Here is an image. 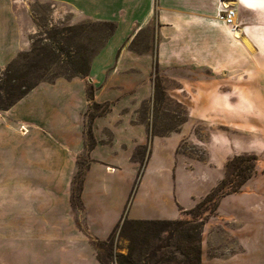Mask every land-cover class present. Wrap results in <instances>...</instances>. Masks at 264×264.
<instances>
[{
	"label": "rangeland",
	"instance_id": "obj_1",
	"mask_svg": "<svg viewBox=\"0 0 264 264\" xmlns=\"http://www.w3.org/2000/svg\"><path fill=\"white\" fill-rule=\"evenodd\" d=\"M1 4L2 51L16 42L21 47L11 57L3 56L0 60V87L8 86L9 72L12 77L23 79L19 88L11 89L10 96L5 91L0 92V106L15 100L24 84L37 86L81 70L76 60L78 55L93 59L105 46L110 32L102 21H77L70 8L53 0H1ZM224 8L235 9L234 23L226 24L218 14L224 27L211 29L209 49L195 42L187 46L193 54L187 64L160 67L159 63V80L154 76V55L159 41L156 18L140 29L137 26L131 30L122 46L124 28H121L103 56H110L113 47L121 46L117 56L125 48V52L134 57L147 56L148 61L139 66L121 67L124 71L116 78L121 86L133 89L112 105V111L104 119L114 125L119 139L140 131L129 124L128 118L120 122V118L125 117L131 118L133 124L145 125L146 129L149 124L151 137L176 134L172 142L179 140L175 172L177 196L179 202L187 206L201 201L219 186L226 175L227 163L234 156H257L255 175L237 195L225 199L214 212L211 210L216 206L215 201L203 208L202 216H208L202 235L203 264H264V4L222 0L218 11ZM65 35H70L71 39L65 42ZM65 47L69 50H61ZM50 49L60 57L51 59ZM67 51L73 61L69 60ZM117 56L112 60L113 65ZM113 65L111 69L115 68ZM81 77L87 84V92L90 85L96 90L90 74ZM136 81L140 82L138 88ZM155 81L165 92L159 99ZM20 99L8 109H0V113L5 115ZM22 126L18 129L22 134L29 132L28 129L24 132ZM106 133L107 139H111V131L106 130ZM146 144V149L139 146L133 151L134 161L140 156L148 161L151 143ZM80 158L85 165L89 164L87 153ZM138 166L140 168V163ZM8 188L9 184H0V229L4 231L11 227L12 217ZM181 213L182 219L200 218L184 210ZM108 237L93 239L95 248L98 245L104 251ZM10 239L0 237V251L8 257L12 249ZM15 243L18 258H11L13 262L40 264L28 253L33 248L29 242L19 238ZM128 244L127 239L118 235L114 239V247L119 252L127 253ZM37 250L43 252L45 247L39 246Z\"/></svg>",
	"mask_w": 264,
	"mask_h": 264
},
{
	"label": "crops",
	"instance_id": "obj_2",
	"mask_svg": "<svg viewBox=\"0 0 264 264\" xmlns=\"http://www.w3.org/2000/svg\"><path fill=\"white\" fill-rule=\"evenodd\" d=\"M53 1L70 8L77 21L117 22L115 33L93 57L90 71L96 87L94 100L110 103V111L112 105L133 89L121 86L118 81L124 71L121 67L139 66L148 61L147 56L134 57L125 48L117 56L135 27L140 29L156 18L160 67L187 64L193 57L187 46L198 42L208 50L211 29L224 27L218 18V4L222 0ZM239 2L264 4V0ZM2 13L0 0V60L3 56L11 57L21 47L16 42L2 51ZM121 28H124L123 43L113 47L110 56H103ZM115 56L118 58L113 65ZM112 65L115 68L111 69ZM90 104L82 77H59L38 84L5 115L0 113V184H9L12 215L9 230L0 229V237L11 238V256L0 251V264H18L11 258H18V246L13 242L19 238L31 244L33 248L28 253L40 264H102L92 241L107 238L125 215L130 219H181V211L199 202L187 206L178 200L175 172L179 140L172 142L176 134L151 137L145 125L133 124L131 118L125 117L120 122L128 118L129 124L140 131L119 139L114 125L104 119L109 111L93 120L96 144L87 150ZM21 125L29 132L22 134L18 130ZM106 130L111 131V139H107ZM147 142L151 143V152L134 191L139 161H134L132 154L136 147ZM87 152L89 165L82 205L75 208L71 200L72 182L79 168L78 160ZM234 195L237 192L225 196L219 208ZM206 227L207 224L204 232ZM39 246L45 250H37ZM203 251L202 242V264Z\"/></svg>",
	"mask_w": 264,
	"mask_h": 264
},
{
	"label": "trees",
	"instance_id": "obj_3",
	"mask_svg": "<svg viewBox=\"0 0 264 264\" xmlns=\"http://www.w3.org/2000/svg\"><path fill=\"white\" fill-rule=\"evenodd\" d=\"M101 23L110 28L107 40L104 43L105 45L109 38L115 33L117 24L112 21H102ZM63 39L66 42V40L71 39V37L70 35H65ZM66 49L68 48L65 47L61 50ZM48 52L51 59L60 57L52 49ZM66 54H68L67 56L69 60L73 61L69 51H67ZM76 60L80 63V67H82V69L74 70V74H72V76L63 74L59 77L68 79L76 76H88L91 71L92 59L88 60L84 55L79 54ZM158 72L159 61L156 52L154 55V76L157 80H159ZM11 77L12 74L10 72L7 73L8 86L0 87V92L5 91L7 95L9 94V96L13 91L11 89L16 87L19 88V86H21V80L23 79L20 77ZM34 87L35 84H24L23 90L15 100L24 97ZM155 88L157 92V99L163 97L165 92L158 81H155ZM87 94L89 100L91 101L90 109L88 111V150L96 144V139L92 130L93 120L97 116L108 113L111 109V104L96 102L94 100L95 89L91 85L88 88ZM15 100L0 106V109H8L15 103ZM147 130L149 136H151L152 132L149 128V124L147 125ZM153 134L157 135L158 133L153 132ZM139 148L146 149L147 144L141 145ZM257 160V156L245 154L236 155L228 161L226 175L221 180L219 186L213 188L194 207L184 210L194 217H200L199 219H130L127 215H125V217L110 233L106 242L108 243L107 248L103 251L100 246L96 245L97 257L99 261L102 264H109L108 260L116 264H202V235L204 232V226L208 219V216H202L203 208L212 201H215L216 206L211 210V212H214V210L219 207L220 199L222 197L239 192L241 188L255 175L257 171ZM138 161L140 163V168L138 170L134 191L143 177L144 167L147 163V160H145L143 156H140ZM88 165H85L82 159L79 158V168L74 176L71 188V200L74 207H81L82 205L81 194L84 187L85 174ZM129 204L130 200L127 204L125 212L127 211ZM117 235L118 238H124L129 241L127 253L119 252L115 249L114 239Z\"/></svg>",
	"mask_w": 264,
	"mask_h": 264
},
{
	"label": "built area",
	"instance_id": "obj_4",
	"mask_svg": "<svg viewBox=\"0 0 264 264\" xmlns=\"http://www.w3.org/2000/svg\"><path fill=\"white\" fill-rule=\"evenodd\" d=\"M220 14V18L229 25H232L234 23V18L236 17V11L235 9L232 8H224L222 10H220L219 12ZM234 29H236V27H234ZM23 131L27 132L28 130L22 126Z\"/></svg>",
	"mask_w": 264,
	"mask_h": 264
},
{
	"label": "bare ground",
	"instance_id": "obj_5",
	"mask_svg": "<svg viewBox=\"0 0 264 264\" xmlns=\"http://www.w3.org/2000/svg\"><path fill=\"white\" fill-rule=\"evenodd\" d=\"M237 34V33H236Z\"/></svg>",
	"mask_w": 264,
	"mask_h": 264
}]
</instances>
